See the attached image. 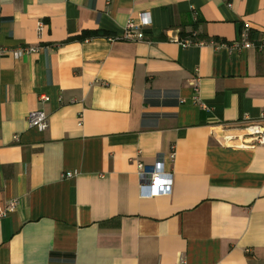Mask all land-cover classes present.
Instances as JSON below:
<instances>
[{
    "label": "crops",
    "instance_id": "0c3cea01",
    "mask_svg": "<svg viewBox=\"0 0 264 264\" xmlns=\"http://www.w3.org/2000/svg\"><path fill=\"white\" fill-rule=\"evenodd\" d=\"M261 41L264 0H0V264H264V143L221 139L264 126Z\"/></svg>",
    "mask_w": 264,
    "mask_h": 264
},
{
    "label": "built area",
    "instance_id": "2783aa9c",
    "mask_svg": "<svg viewBox=\"0 0 264 264\" xmlns=\"http://www.w3.org/2000/svg\"><path fill=\"white\" fill-rule=\"evenodd\" d=\"M139 22L134 20H129L126 23L124 30V37L127 39H142L143 32L140 31V27L146 26L149 24L146 17L143 16V13L139 15ZM43 24L41 21L37 23V32L40 35ZM182 45L187 46L192 43H197L192 41V39L182 40ZM237 47L248 48L253 46V43L244 40L241 44H237ZM257 48L264 50V41L257 43ZM39 47L35 46H23L18 49L13 50V53L16 57H20L26 53L37 52ZM9 50L5 47L0 46V54L6 53ZM43 100H48V97H42ZM202 106H205L202 104ZM28 123L30 127H35L39 130H45L48 126V116L43 110H32L28 113ZM240 131L237 134L224 133L221 137L224 144L228 143L230 145H235L238 147L253 146L255 144L264 143V126L245 117L242 121V125L238 126ZM233 129L222 128L223 132ZM175 157V150L171 148L169 152V158L173 159ZM137 175L140 180V195L142 197L147 196H158L166 195L171 191V173L165 169V157L164 155H158L153 164H146L140 160H137ZM66 176H72L71 171L65 174ZM17 205L15 199L10 200L4 207H0V219L10 212H12Z\"/></svg>",
    "mask_w": 264,
    "mask_h": 264
},
{
    "label": "trees",
    "instance_id": "16d2710c",
    "mask_svg": "<svg viewBox=\"0 0 264 264\" xmlns=\"http://www.w3.org/2000/svg\"><path fill=\"white\" fill-rule=\"evenodd\" d=\"M97 33V32H96ZM90 33L89 32H84L83 34H82V37H86V36H88ZM189 37H191L190 35H189ZM192 38V37H191ZM192 40H196L195 38H192Z\"/></svg>",
    "mask_w": 264,
    "mask_h": 264
}]
</instances>
